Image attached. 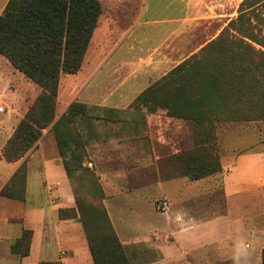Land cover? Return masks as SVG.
Masks as SVG:
<instances>
[{
  "label": "rangeland",
  "instance_id": "1",
  "mask_svg": "<svg viewBox=\"0 0 264 264\" xmlns=\"http://www.w3.org/2000/svg\"><path fill=\"white\" fill-rule=\"evenodd\" d=\"M6 1L0 0V13ZM98 1L102 10L98 26L116 42L115 53L111 56L108 55L111 50L104 51L105 57L99 60L97 70L87 73L95 51L101 50V46L89 45L80 71L60 75L55 113L57 102L69 98L68 102L86 108L85 117L74 121L78 129L132 130V145L125 149L129 153H123V164H119L121 155L114 154L116 164H93L92 169L101 189L99 173L108 175V183L113 187H109L108 194L113 196L160 183L143 192L146 198L155 200L129 201L120 195L111 201L115 207L110 212L116 227L119 224L123 228L122 239L148 240L151 235L160 242L176 238L185 244L191 242L194 247L202 242V247L195 249L182 264H260L264 250V170L255 166V175L250 178V170L246 176L244 169L236 170V164H264V96L250 94L242 104L231 98V109L239 112L233 121L202 128L172 117L164 106L177 101L178 84L184 86L188 100L213 87L222 92L227 84H213V79L231 82L229 86L235 89L242 87L243 81H258L264 92V57H260V52L264 54V0H179L172 10L170 0ZM175 9L180 20L178 31L170 37L171 32L155 21L173 15ZM193 56L195 59L185 66L182 77L163 80ZM6 66L0 67V76L4 75L0 78L2 90L8 88L7 82L12 89L26 88L28 83L40 94L38 86ZM86 73L87 78L77 84V78ZM74 83L77 88L72 87ZM246 85V89L251 87ZM150 86L155 88L149 105L144 104L145 100L137 102L136 98ZM5 95L11 98L8 92ZM102 102L116 109L103 115L91 110ZM242 111L247 121L241 120ZM204 114L224 119L219 112L204 110ZM205 132L216 137L212 150L218 156L222 172L189 182L178 176L181 168L178 157L194 149L196 136ZM164 204L168 206L166 214L160 215ZM177 213L186 217L185 224H201L180 234L176 232ZM222 214L225 216L206 222ZM173 232L177 236L173 237ZM127 249L129 258L131 252Z\"/></svg>",
  "mask_w": 264,
  "mask_h": 264
},
{
  "label": "trees",
  "instance_id": "2",
  "mask_svg": "<svg viewBox=\"0 0 264 264\" xmlns=\"http://www.w3.org/2000/svg\"><path fill=\"white\" fill-rule=\"evenodd\" d=\"M101 12L98 0L7 1L0 14V55L41 91L2 148L0 159L6 162L21 160L34 147L42 131L51 125L60 155L65 157L69 154L70 157L63 164L66 175L72 183L77 182L76 188L82 190L81 194L75 196V209L58 210L59 220L77 219L81 223L94 264H131L102 205L104 193L96 182L93 171L80 164L82 157L86 156L85 142L74 121L85 117V106L73 102L54 121L60 75H75L80 71ZM260 57H264L262 52ZM193 59L195 56L175 67L163 80L182 77L183 69ZM257 71L258 75L261 74V70ZM208 79H212V75ZM211 82L227 85L222 92L213 87L196 96L197 98L188 100L186 92H183L184 86L178 84L175 87L177 101L167 103L164 107L172 117L191 121L196 128H202L222 121H233L234 115L239 112L231 109V98L235 99L236 104H242L250 94L264 96L263 90L259 88L262 85L258 81H243V86L236 89L229 86L231 82L219 79ZM245 85L251 87L246 89ZM154 88L150 86L145 89L136 101L145 100L144 104L149 105L148 100ZM204 110L219 112L224 119L208 118ZM241 115V120L247 121L244 111ZM215 142L216 137L212 132L197 135L194 149L178 157L181 163L178 176L189 182H196L220 174L221 165L217 154L212 150ZM70 145H75L76 148L73 149ZM25 164L24 161L9 184L0 192L1 196L24 199ZM78 170L80 174L75 177ZM31 237L32 231L23 230L12 244L11 253L19 257L28 256ZM260 262L264 264V250L261 252ZM39 264L61 263L55 261Z\"/></svg>",
  "mask_w": 264,
  "mask_h": 264
},
{
  "label": "crops",
  "instance_id": "3",
  "mask_svg": "<svg viewBox=\"0 0 264 264\" xmlns=\"http://www.w3.org/2000/svg\"><path fill=\"white\" fill-rule=\"evenodd\" d=\"M178 1L179 0H170L169 7H171V10L172 5L176 4L178 6ZM171 13L174 14L165 19L162 18L155 21V23L163 26V29L166 28L168 33L171 32L170 37H172L173 32L175 33L178 31V23L180 20L176 9ZM103 31L104 28H101L100 25L94 29L92 34L89 45L94 44L98 48L101 46V50L95 51L93 55L95 59L92 61L87 73L97 70L99 60L105 57L104 51L111 50L110 54H108L111 56L115 53L113 50L116 47V42L114 43L113 38L105 35L106 30L104 33ZM104 40H107V42L105 43ZM0 57L2 59L0 61V67H2V65H7L6 67H10L13 71L15 70L5 58L1 55ZM87 73L77 78V84L82 83L87 78ZM3 76L4 75L0 76V78H3ZM21 76L25 79L22 74ZM25 80L28 81L27 79ZM7 84L8 88H6V90L0 88V152L8 139L12 136L19 122L23 119L29 105L38 95V91L28 83L26 88L15 87L13 89L11 88L12 85L10 82H7ZM72 87H76L75 83ZM7 92L11 95V98L5 95ZM68 99L69 98L63 103L57 102L54 121H57L62 116L65 109L71 103V101L68 102ZM3 105L6 107H2ZM90 105L96 104L90 103ZM94 109L103 115L108 113L110 109H116V106L108 105L107 102H102L95 106V108H91V110ZM96 122H99V120ZM78 131L85 142L84 149L86 156L82 157L80 162L83 167L92 170L94 168L93 164H116L118 161L113 159L112 156H114V154L121 155L119 164H123L125 161L123 153H129L125 151V149H130L132 145V130L125 128L112 130L103 128H82L78 129ZM70 146L73 149L76 148L75 145ZM116 149L119 151L117 152ZM69 158V154H66L65 157L60 155L54 132L50 125L43 130L34 147L30 149L21 160L6 162L0 159V192L9 184L11 178L22 163L24 161L26 163L24 199H11L0 195V264H39L40 262L55 261H59L61 264H94L81 223L77 219L59 220L58 218L59 209L76 208L75 196L82 193L81 189L76 188L77 182L72 183L66 175L63 164L64 160L68 162ZM257 165L264 170V164H236V170H238L239 167L244 169L246 176L250 170L249 177L252 178L255 175L254 167ZM96 173L99 172L96 171ZM79 174L80 171L78 170L74 176L77 177ZM99 175L104 193L102 205L104 206L118 240L121 242L124 249H130L131 254L129 258L131 264H182L186 261L188 255H193L195 253V249L202 247V242L194 247L195 245H192L191 242H186L185 244L176 238H174V241L160 242L153 240L151 235L148 237V240L135 237L122 239L123 237L120 232L123 228L119 224L116 227V223L110 212L112 206L115 207L112 205L111 201L120 197V195L124 200L127 199L129 201L146 200L148 199L145 196L146 190L148 191L158 187L160 183H157V185L152 188L143 187L138 190H128L118 196H113L108 194L109 187L113 188L108 183V175L106 173H99ZM244 180L246 179L244 178ZM148 200L155 199L149 198ZM167 207V204H164V208H162L163 212L161 211L158 213L160 215L166 214L165 210H167ZM223 216L225 215L222 214L206 222H211ZM185 221L186 217L181 213L175 215V222L177 224L176 232L185 234L192 231L194 229L192 228L193 226L195 227L201 224H195L194 221H192L194 223L185 224ZM23 230L32 231V237L30 240L29 255L26 257H19L16 254H12L10 248L16 239L20 237ZM172 234L173 237L177 236L175 232Z\"/></svg>",
  "mask_w": 264,
  "mask_h": 264
}]
</instances>
